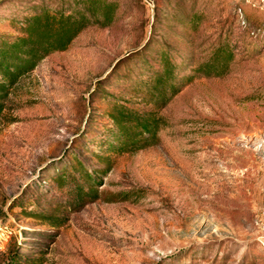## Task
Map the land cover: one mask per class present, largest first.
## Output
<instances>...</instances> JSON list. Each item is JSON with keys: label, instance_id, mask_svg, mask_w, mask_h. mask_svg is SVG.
Here are the masks:
<instances>
[{"label": "rangeland", "instance_id": "374dc122", "mask_svg": "<svg viewBox=\"0 0 264 264\" xmlns=\"http://www.w3.org/2000/svg\"><path fill=\"white\" fill-rule=\"evenodd\" d=\"M18 1L0 0V34L16 35ZM115 1L108 28L85 29L11 90L0 116V226L10 232L0 264L33 257L20 244L44 248V264H264V0ZM225 43L228 73L194 78L161 111L158 144L116 157L101 178L102 197L127 200L88 204L59 230L19 213V203L53 205L48 179L72 150L95 163L89 141L108 125L105 100L146 108L129 89L161 53L187 74Z\"/></svg>", "mask_w": 264, "mask_h": 264}, {"label": "trees", "instance_id": "16d2710c", "mask_svg": "<svg viewBox=\"0 0 264 264\" xmlns=\"http://www.w3.org/2000/svg\"><path fill=\"white\" fill-rule=\"evenodd\" d=\"M10 9L20 10V13L11 19L16 35L0 34V116L11 90L22 77L31 73L45 57L66 51L85 29L92 26L108 28L116 18L118 4L115 0H24ZM232 60L228 43L219 44L195 68L180 74L179 64L161 53L154 62L157 67L147 71L146 80L134 79L129 89L134 94L132 97L146 108H131L127 101H118L114 96L105 100L108 108L101 116L108 125L102 130L99 141H89L99 150V154L93 155L95 163L72 150L48 179L57 194L53 205L40 209L35 204L19 203V213L42 226L59 230L66 226L71 214L88 204L98 200L107 203L127 200V193L104 198L98 191L101 178L112 169L115 158L157 145V133L167 125L161 115L167 104L196 77L225 76ZM104 86L96 82L97 89L102 91ZM91 97L90 93V103ZM42 183L45 186V182ZM19 248L33 257L15 264H44V248H26L21 244Z\"/></svg>", "mask_w": 264, "mask_h": 264}, {"label": "built area", "instance_id": "2783aa9c", "mask_svg": "<svg viewBox=\"0 0 264 264\" xmlns=\"http://www.w3.org/2000/svg\"><path fill=\"white\" fill-rule=\"evenodd\" d=\"M259 226L264 230V195L261 199V204L259 207ZM10 232L7 230L5 226H0V242L4 241Z\"/></svg>", "mask_w": 264, "mask_h": 264}]
</instances>
